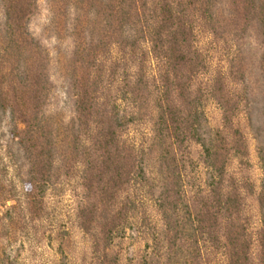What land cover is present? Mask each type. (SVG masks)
I'll use <instances>...</instances> for the list:
<instances>
[{"label":"trees","instance_id":"1","mask_svg":"<svg viewBox=\"0 0 264 264\" xmlns=\"http://www.w3.org/2000/svg\"><path fill=\"white\" fill-rule=\"evenodd\" d=\"M47 7L52 49L30 28L39 0H0V264H35L46 239L50 264H264V0ZM54 76L69 119L48 110ZM241 115L263 173L255 232L251 182L231 169L248 163ZM29 237L23 259L12 246Z\"/></svg>","mask_w":264,"mask_h":264},{"label":"rangeland","instance_id":"2","mask_svg":"<svg viewBox=\"0 0 264 264\" xmlns=\"http://www.w3.org/2000/svg\"><path fill=\"white\" fill-rule=\"evenodd\" d=\"M49 19V11L47 7V0H39V11L37 15L34 17V19L31 22V31L34 33L35 36L41 39V41L48 46L49 48H53L55 45L54 39L51 37H47L45 34L44 28L46 24L48 23ZM246 53H250L253 56V59L250 60L249 64L253 68V70H256V73L254 76L251 77V80H255L259 74H261L258 70L259 65V58L262 54V50L256 46L254 43H247L245 46ZM55 81V91L54 95L51 99L50 105L48 107V110L51 112H60L65 119H69L73 114V102L72 98L69 97V95L66 92V88L62 82V80L58 79L57 76H54ZM261 98V95H258V99ZM261 100V99H260ZM260 102V101H259ZM257 103V106H261V102ZM207 117L209 119V123L211 126H216L219 121V111L218 109L213 105L209 104L207 109ZM243 114V113H242ZM259 114L255 112L253 114V119L256 120L258 118ZM240 126L243 129L246 139H247V145L249 150V157H248V163L247 165L241 167L237 164L236 161H234L231 164V169L233 172L238 173L241 176H247L249 178V181L251 182L253 191L251 192V195L247 197L246 207L248 216L250 217L251 222V231H254L258 228V221H257V211H258V201L257 196L261 190V185L263 183V173L260 168L259 159H258V153H257V140L254 135V131L252 128L248 127V122L245 119V116H240ZM256 125V122L253 123ZM132 138L138 142L140 136H142V130L137 132H131ZM9 137L8 133V125L7 120L4 119L0 124V142L4 143ZM70 195L66 193L65 198L63 199L61 209L63 211V217H65V221H67V215L68 212H71V199ZM3 212V210H1ZM65 215V216H64ZM127 236H130V233H128ZM24 240L25 245L24 248L21 246L22 241ZM23 240H18L17 243H13L12 250H17L19 248V252L21 253V258H28L30 255H28V250L30 248L31 237L25 238ZM46 239L45 242L41 244V247H39L38 254L35 256V264H50V261L52 260L53 253L50 250V245L48 247ZM144 248V245L139 240H136L132 237L129 238L125 244V251H127L129 254H133L134 252H139ZM26 264H31L30 262L26 261Z\"/></svg>","mask_w":264,"mask_h":264}]
</instances>
